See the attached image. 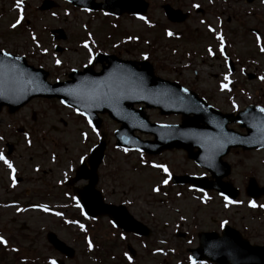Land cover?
<instances>
[{
  "label": "rangeland",
  "instance_id": "1",
  "mask_svg": "<svg viewBox=\"0 0 264 264\" xmlns=\"http://www.w3.org/2000/svg\"><path fill=\"white\" fill-rule=\"evenodd\" d=\"M44 1L0 0V50L43 68L52 83L89 66L96 54L108 53L149 61L158 76L180 83L223 112L249 104L264 108V0H146L150 6L143 19L92 14L65 0H51L53 6L42 10ZM165 4L188 12L187 20L170 23L162 10ZM198 8L204 13H196ZM222 48L233 60L234 74ZM148 115L157 123L181 121L158 111ZM103 120L108 137L98 189L108 203L125 205L148 225L151 236H124L107 218L85 217L65 183L97 146L100 132L59 101L35 99L14 115L6 109L0 113V238L7 241L0 245V264H53L57 258L65 264H192L187 249L198 246V234L220 233L224 224L251 243L264 244V197L253 201L245 194L251 177L264 186V151L239 149L226 157L232 168L228 181L240 191L228 203L217 192L171 184L172 174L210 176L184 152L152 159L117 149L114 132L119 125L107 116ZM86 185L77 184L80 189ZM49 232L72 246L76 256L67 259L53 250L46 239ZM176 232L189 236L177 238Z\"/></svg>",
  "mask_w": 264,
  "mask_h": 264
},
{
  "label": "water",
  "instance_id": "2",
  "mask_svg": "<svg viewBox=\"0 0 264 264\" xmlns=\"http://www.w3.org/2000/svg\"><path fill=\"white\" fill-rule=\"evenodd\" d=\"M76 6L90 10H107L112 15L146 14L148 4L144 0H106L103 4L95 0H68ZM51 7L47 3L43 9ZM168 19L181 23L187 19L186 14L164 6ZM0 52V111L7 107L15 113L36 98L58 99L64 105L74 108L84 115L100 130L103 123L100 114L121 124L115 133L116 147L160 154L168 149H183L188 157L218 180L208 183L205 179L175 177L174 183H190L200 189H215L229 199H235L238 192L223 183L222 178L230 174V167L223 162L233 148L243 150L264 149V111L258 107H249L237 116L222 114L209 107L206 102L178 83H171L156 77L154 67L148 62L125 61L115 56H98L95 64L102 65L100 73L94 67L83 72H74L70 80L51 84L48 73L28 65L24 57L4 55ZM145 105L148 109L157 108L162 115L182 114L180 126L151 124L144 110H136L135 105ZM231 123H240L247 130V135L228 129ZM155 136V141L144 142L135 136V132ZM105 133L87 161L76 171V177L69 184L80 180L88 185L75 189L85 213L92 217L107 216L114 225L127 232L149 235L146 226L139 223L124 206L106 204L102 193L96 189L99 176L98 169L106 150ZM224 173L218 175L217 170ZM247 195L255 199L264 195L254 179L250 180ZM49 242L59 251L73 256L74 251L61 242L56 235L48 236ZM196 260H207L217 264H264V247L252 246L233 229L225 228L223 236L215 233L201 234L200 247L192 251Z\"/></svg>",
  "mask_w": 264,
  "mask_h": 264
},
{
  "label": "snow or ice",
  "instance_id": "3",
  "mask_svg": "<svg viewBox=\"0 0 264 264\" xmlns=\"http://www.w3.org/2000/svg\"><path fill=\"white\" fill-rule=\"evenodd\" d=\"M86 10H87V9H86ZM140 19H143V17H140ZM15 26H16V25L14 24L13 27H15ZM210 30H211V29H210ZM168 35H172V34H171V33H168ZM260 39H261V38L258 36V37H257V41L259 42ZM84 47L87 48L88 45L85 44ZM261 50L264 51V48H262ZM4 55H7V53H4ZM90 55H91V53H90ZM145 59H147V57H145ZM91 62H92V61H91V59H90V60H89V63H91ZM57 63H59V61H57ZM226 79H227V77H226ZM222 87H223V86H222ZM261 111H264V109H262ZM2 159H4L3 156H0V160H2ZM5 163L7 164V161H6V160H5ZM8 167L11 168V165L9 164ZM154 167H156V165H154ZM165 171H167V169H165ZM164 182L167 183V180H165ZM153 191H157V189H153ZM225 199L227 200V197H225ZM228 203H232V201H228ZM77 206H79V205H77ZM251 206H252V207H255V204H252ZM262 207H264V206H262ZM113 226L115 227V225H113ZM80 227H81V229H83L84 226H83V225H80ZM3 243H5V242L3 241L2 238H0V244H3ZM89 247H91V244L89 245ZM53 264H54V262H53Z\"/></svg>",
  "mask_w": 264,
  "mask_h": 264
}]
</instances>
